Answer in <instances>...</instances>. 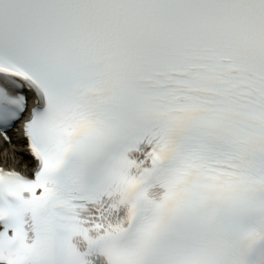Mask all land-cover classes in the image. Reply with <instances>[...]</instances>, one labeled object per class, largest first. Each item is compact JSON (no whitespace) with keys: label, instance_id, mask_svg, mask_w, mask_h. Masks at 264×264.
Returning a JSON list of instances; mask_svg holds the SVG:
<instances>
[{"label":"snow or ice","instance_id":"6c2138e0","mask_svg":"<svg viewBox=\"0 0 264 264\" xmlns=\"http://www.w3.org/2000/svg\"><path fill=\"white\" fill-rule=\"evenodd\" d=\"M0 264H264V0H0Z\"/></svg>","mask_w":264,"mask_h":264},{"label":"bare ground","instance_id":"6f19581e","mask_svg":"<svg viewBox=\"0 0 264 264\" xmlns=\"http://www.w3.org/2000/svg\"><path fill=\"white\" fill-rule=\"evenodd\" d=\"M16 147H17V146H16ZM16 147H15V148H16ZM21 154H22V153H21Z\"/></svg>","mask_w":264,"mask_h":264}]
</instances>
